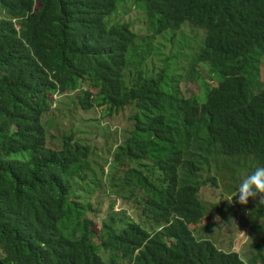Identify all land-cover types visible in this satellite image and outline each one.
Wrapping results in <instances>:
<instances>
[{
  "label": "trees",
  "instance_id": "obj_1",
  "mask_svg": "<svg viewBox=\"0 0 264 264\" xmlns=\"http://www.w3.org/2000/svg\"><path fill=\"white\" fill-rule=\"evenodd\" d=\"M117 1L0 0V264H239L230 243L194 230L210 221L201 189L217 184L203 176L211 160L234 179L264 166V0L130 1L151 35L203 39L194 61L216 82L197 75V92L168 86L179 75L171 58L144 61L154 37L109 17ZM139 36L145 52L131 65ZM69 92L102 116L130 109L112 162L134 164L113 185L130 187L135 218L97 227L86 215L91 139L67 130L51 144L42 122L52 95ZM249 212L258 238L248 264H264V205Z\"/></svg>",
  "mask_w": 264,
  "mask_h": 264
},
{
  "label": "rangeland",
  "instance_id": "obj_2",
  "mask_svg": "<svg viewBox=\"0 0 264 264\" xmlns=\"http://www.w3.org/2000/svg\"><path fill=\"white\" fill-rule=\"evenodd\" d=\"M130 1L118 0V12L116 13L117 10H114L109 17L114 18L115 16L114 19L130 21L133 28L138 30L140 36L146 41H150L149 36L154 37L151 39L150 52L144 61L149 64L152 61L158 66L166 58H171V67L179 75L174 77L172 81L167 80L168 86L180 85L183 90L189 87L192 89L191 91L197 92L200 89L199 78L197 77L199 74L206 77L209 84L216 82L213 78V71L209 69L208 65L195 63L194 61L196 50L203 42L202 38L197 39L195 30L182 33L180 30L175 31L168 28L160 34L151 35L143 11ZM140 36L134 40L136 49L130 46L126 54L131 65L137 64L140 53L145 52V42ZM142 66H145V64L143 63ZM124 73H126V70ZM261 75L264 76V55L261 58ZM124 76L126 77V75ZM201 88L203 95L205 87L202 84ZM72 95L71 92L67 94L54 93L50 109L42 115V122L50 135L53 134L49 140L51 144L58 145V137L56 136L67 130L75 131V133L88 136L91 139L93 150L90 152L89 159L92 167H94L97 180L95 181L93 174L87 171L86 179L89 184L87 185L86 199L90 206L85 211L86 215L94 219L97 227L101 225L103 219L107 216L110 217L111 214L114 215L116 220L123 219L127 215L135 218L137 211L134 197L128 196L130 187L127 185L121 187L119 183L116 186L113 185V181H118L123 177L121 167H129L132 163L126 157L121 158L120 164H114L113 166L112 162L113 147L123 141L132 126L128 117L130 109L125 107L106 117L101 115V111L97 106L91 108L81 107ZM169 114L171 113L168 110ZM209 165L212 169L204 171L203 176L215 174L217 184L204 185L201 191L207 208L206 218L210 221L198 224L194 232L205 233L218 246L227 248V244L230 243L232 249L234 247L242 249L249 260L252 253L251 242L258 238V232L254 226L256 224L253 223L249 212L256 205V202L250 200L247 205H241L234 198L233 201L236 203L231 205L226 199L230 195H236L243 177L241 179L230 177L231 172L227 171V168L221 162V170L217 168L213 160ZM245 172L244 170L238 176L243 175ZM219 192L221 195H219Z\"/></svg>",
  "mask_w": 264,
  "mask_h": 264
},
{
  "label": "clouds",
  "instance_id": "obj_3",
  "mask_svg": "<svg viewBox=\"0 0 264 264\" xmlns=\"http://www.w3.org/2000/svg\"><path fill=\"white\" fill-rule=\"evenodd\" d=\"M234 198L241 205H247L250 200L255 201L257 205H264V166H257L254 171L243 176L236 195H230L226 200L232 203ZM233 254L237 255L239 264H248L242 249L234 247Z\"/></svg>",
  "mask_w": 264,
  "mask_h": 264
}]
</instances>
